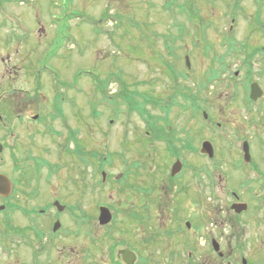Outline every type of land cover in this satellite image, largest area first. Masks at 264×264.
I'll return each mask as SVG.
<instances>
[{"label": "rangeland", "instance_id": "rangeland-1", "mask_svg": "<svg viewBox=\"0 0 264 264\" xmlns=\"http://www.w3.org/2000/svg\"><path fill=\"white\" fill-rule=\"evenodd\" d=\"M0 33L17 35L23 95L35 92L32 72L44 69L41 63L52 72L41 101L52 100L53 75L68 99L66 126L54 124L59 135L33 129V140L22 137L15 153L30 150L40 160L41 195L66 206L64 231L53 242L28 241L26 232L13 241L0 235V264H125L128 249L135 264H242V258L264 264V203L259 209L254 202L240 226L229 197L251 199L248 189H264V95L252 102L248 85L264 90V0H0ZM213 70L223 74L209 88ZM177 90L201 91L199 106L209 119L174 105L182 102ZM127 92L148 99L153 118L130 113L119 99ZM163 105H171L169 113ZM154 122L177 139V154L155 139ZM189 137L195 151L185 148ZM205 141L215 148L213 159L201 153ZM177 159L183 169L173 179ZM14 166L8 158L6 167ZM14 176L25 180L26 191L35 187L28 184L34 170ZM101 206L113 214L107 226L99 225ZM54 221L35 227L51 233ZM218 235L224 258L211 245Z\"/></svg>", "mask_w": 264, "mask_h": 264}, {"label": "flooded vegetation", "instance_id": "flooded-vegetation-1", "mask_svg": "<svg viewBox=\"0 0 264 264\" xmlns=\"http://www.w3.org/2000/svg\"><path fill=\"white\" fill-rule=\"evenodd\" d=\"M1 36L2 34L0 33V131L5 133V137L0 141V175L6 176L11 181L12 192L9 196L0 195V235L3 240L13 241L12 239L14 238V235L20 233L21 235L19 236L23 237L22 235L26 232L25 237L28 241H33L36 236L37 240H49L50 242H53L55 237H59L60 233L64 231L60 232L59 230H61L63 226V214L65 213L64 211L66 210V207L63 212H58L59 210L56 203L63 205L59 198L55 199L53 203H47L46 199L41 195L39 186L41 185L43 173L40 172V167L37 166V164H40V160L29 153L30 150L25 156H18L15 153L19 146L17 141L24 142V140H26L22 139V137H27V140H33L35 134L33 129L40 132L43 131L46 135H49L50 132L54 135H59L54 129V124L63 123V125L66 126L64 108L67 104V97L60 92L57 86H55L52 100L49 99L46 104L41 101L42 96L45 98L42 89L44 85L46 86V79L48 78L49 73L46 66L41 65V63L40 66L45 70L39 68L38 70L33 69L32 72L35 92L32 93L29 91L25 92L26 94L23 95V90L18 89L20 69L18 60L19 42L17 35L11 34L9 37ZM2 85H5L6 88H3ZM262 99L263 97L255 103L259 104ZM94 106L95 104H93L92 109ZM33 108H37V113L28 116L27 112ZM96 115L97 114L93 111V116L96 117ZM9 138L14 141L11 145L8 144ZM8 158L15 163L12 172L6 167ZM23 164H27L28 167ZM49 167L53 166L49 165ZM253 168L257 169V166L254 165ZM26 170L29 172L34 170L36 175V180L28 181V184L35 183V187L30 188L28 191L23 189L25 180L20 176H14L17 173H20L21 175L28 173ZM48 179L47 176L46 180ZM36 185L38 187H36ZM258 191H264V189H248L246 191V196H251V199L246 198L244 194H237L235 192L229 194L231 200L230 208L232 212H234L232 210L234 204L243 203L248 204L249 206L248 210L245 212H234L240 226H242V221L240 220L253 212V204L257 203L259 209L263 205L264 198H261L263 195H259ZM37 201L39 202V205L37 204ZM132 215L136 217L138 221L141 220L137 214ZM18 217L25 219L28 222L25 229L16 225ZM50 217L55 220L52 227L51 224L49 226V228L51 227V233L46 232L42 229L43 227H35V223L43 224V222ZM56 223L60 224V228L54 232V226ZM239 229H242V227ZM22 230L23 232H21ZM239 236L242 235L240 234ZM220 239L219 235L216 238H213L211 240V245L214 252L220 258H224L225 254L222 251ZM214 243L218 245V250H216ZM189 258L193 260L192 254H189ZM190 264H194L193 261H190ZM242 264H248V261L245 258H242Z\"/></svg>", "mask_w": 264, "mask_h": 264}, {"label": "trees", "instance_id": "trees-1", "mask_svg": "<svg viewBox=\"0 0 264 264\" xmlns=\"http://www.w3.org/2000/svg\"><path fill=\"white\" fill-rule=\"evenodd\" d=\"M225 71V69H224ZM174 74H176L175 70L173 72ZM212 74L207 78L208 81H207V84L210 88L211 84H213L214 81H216L217 79H219L221 77V74H223V72H217L215 70H213V72H211ZM102 83L99 82L97 85H98V88H100V90L103 89V87H100ZM203 84L202 85V88H206L208 86H206L204 83H201ZM104 90V89H103ZM200 92L201 91H197L196 93L195 92H181L180 90H177L176 92V96H179L181 98V101L180 102L179 100L177 101H174V105H177L178 107L181 106L182 109H186L190 106H192L193 108V111H194V114L197 115V113L201 110H203L200 106H199V101L202 100L200 98ZM137 92L135 93H131V92H127L125 93V95H121V97L119 96V99H122V104H126L127 107H129V112H133V111H137L139 112V114L145 118V116H148L149 118H153V116H151L149 114V112L147 111V108H146V105H148V99L145 100L144 102H141L142 100H140L137 96ZM175 96V97H176ZM174 98V97H173ZM175 99V98H174ZM158 104V103H157ZM159 105V104H158ZM162 109L163 110H166L167 113H169V110H171V105H168V106H162ZM158 118V121L159 120H164L163 117H157ZM167 120V119H165ZM164 120V121H165ZM156 122L150 124L152 126V129L154 131V133L156 134L155 135V139L157 140H165L166 143H167V146L169 149L171 150H174V153H178L179 152V149H176V138H174L172 135L168 136L167 135V130L163 127H156ZM170 130V129H169ZM194 139V138H193ZM191 137H189V139L185 140V148L188 149V150H191V151H195V148L193 146V143H192V140H193ZM103 168V166H101V169Z\"/></svg>", "mask_w": 264, "mask_h": 264}, {"label": "water", "instance_id": "water-1", "mask_svg": "<svg viewBox=\"0 0 264 264\" xmlns=\"http://www.w3.org/2000/svg\"><path fill=\"white\" fill-rule=\"evenodd\" d=\"M186 64H187V67L190 68L191 64H190V58L188 56L186 57ZM262 96H263L262 88L259 86V84L253 83L250 86V99L253 101H257ZM204 117L208 118V115L206 112L204 113ZM243 151L245 154L244 156L245 161L250 163L252 158H251L250 146L248 142H244ZM201 153L209 155L210 158H213L215 155L213 144L209 141L203 142L202 147H201ZM182 168H183V164L180 160H178L172 167V171H171L172 176H176L178 173H180ZM103 176L105 178L106 175L103 174ZM11 192H12L11 181L6 176L0 175V195L9 196ZM56 206L58 207L60 212L64 210V207L61 206L59 203H56ZM232 209L237 213H242L243 211H246L248 209V205L247 204H234ZM112 219H113V215L110 209L107 207H101L100 215H99V224L101 226H106L111 223ZM187 226L190 227V224L188 223ZM59 228H60V224L56 223L54 226V232H56ZM214 245L216 246V250H218V245L215 243ZM122 255H123V260L126 264H134L136 260V256L132 251L126 250L122 253Z\"/></svg>", "mask_w": 264, "mask_h": 264}]
</instances>
